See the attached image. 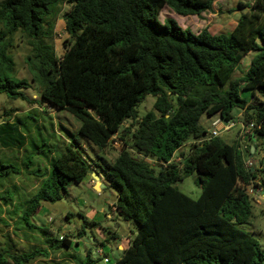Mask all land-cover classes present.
<instances>
[{
  "label": "trees",
  "instance_id": "16d2710c",
  "mask_svg": "<svg viewBox=\"0 0 264 264\" xmlns=\"http://www.w3.org/2000/svg\"><path fill=\"white\" fill-rule=\"evenodd\" d=\"M63 2L70 9L61 16L67 39L58 56L53 31ZM213 2L0 0V94L27 101L23 91L35 84L36 102L70 113L86 144L104 150L119 137L121 149L112 161L100 158V173L116 191V212L137 230L114 264H264L258 239L239 227L253 218L247 188L264 190V179L255 182L256 170L245 165L254 152L235 139H208L200 121L203 115L232 119V110H240L243 121L262 123L251 145L264 139V0L238 2V18L225 32L195 34L174 18L159 21L163 7L200 16ZM17 32L29 39V80L16 77L9 52ZM248 54L249 64L234 77ZM148 95L153 107L139 117ZM11 112L0 121V147L20 150L26 137ZM126 120L132 122L122 128ZM83 151L79 140L67 139L50 170L28 171L41 180L24 211L37 212L43 201L59 200L70 183L83 181L94 166ZM0 170L20 173L16 165ZM188 176L201 187L196 199L175 186ZM67 235H60L63 246L78 243ZM43 250L9 253V259L0 252V264H23Z\"/></svg>",
  "mask_w": 264,
  "mask_h": 264
},
{
  "label": "rangeland",
  "instance_id": "374dc122",
  "mask_svg": "<svg viewBox=\"0 0 264 264\" xmlns=\"http://www.w3.org/2000/svg\"><path fill=\"white\" fill-rule=\"evenodd\" d=\"M249 1L214 0L212 10L200 16H182L168 7H163L159 14V21L163 22L167 17L174 18L181 28H188L195 34L203 28H207L212 34L225 32L233 27L238 18L239 11H233L237 8L238 2ZM59 8L53 31V44L58 56L63 52V43L67 39L61 16L70 9V5L63 2ZM11 44L9 52L15 63V75L29 80L31 74L25 61L26 55L30 53L29 39L17 32L12 36ZM244 64L245 61L239 64L240 67L236 69L234 77L240 76V71L247 67ZM38 92L39 88L35 84L24 90L27 101L9 99L5 94H0V121L7 116L6 111L12 110L11 117L22 122L23 129H20L26 137V143L20 150L0 147V164L16 165L20 168L19 174L9 172L5 175L2 174L3 170H0V252L3 253L2 257L9 259V253L21 254L45 249L37 255L36 259H30L23 264H114L120 257L121 250L128 246L129 237L137 230V225L132 221L124 220L114 211L112 205L116 199V191L109 187L106 181L101 190L98 184L92 188L84 179L80 183H70L59 200L43 201L35 213L29 214L24 211L25 201L38 190L41 180L29 174L28 171L35 170L41 174L50 170L52 157L57 155L58 149L62 148L63 142L67 139L79 140L86 158L94 164L92 173L99 175L102 166L100 158L112 161L122 147L116 135L112 137V145L104 150H99L92 144H86L77 133V120L63 109H55L47 103L36 102L39 100ZM248 95L249 93L245 92L241 94L242 97H248ZM259 98L264 101V98ZM153 102L154 97L148 95L139 104L137 107L139 117L152 109ZM238 116H241V112L233 109L232 120L234 119L237 125L230 132L221 135L227 143H232L235 139L239 126ZM200 121L205 128L210 125L209 118L204 115ZM131 122L126 120L122 128L130 126ZM134 128L135 126L131 127V130ZM256 145L262 148L256 151L255 156L262 159L264 163V139L257 141ZM174 159L179 162L177 161L178 153ZM28 160L30 167L27 169L25 162ZM175 186L193 199H196L201 192V187L195 183L194 176L177 181ZM249 189L247 193L253 206V218L244 224H239V227L257 238L260 246L264 248V198L260 197V190L257 187ZM66 233L69 234L67 237H70L72 242L78 243L69 247L63 246L60 235ZM119 239L122 240L120 241L121 250L117 248ZM99 249L103 253H99ZM88 251L91 258L87 256Z\"/></svg>",
  "mask_w": 264,
  "mask_h": 264
},
{
  "label": "built area",
  "instance_id": "2783aa9c",
  "mask_svg": "<svg viewBox=\"0 0 264 264\" xmlns=\"http://www.w3.org/2000/svg\"><path fill=\"white\" fill-rule=\"evenodd\" d=\"M233 122L231 121H224L222 119L216 118L212 121L211 128L208 131V136H217L221 134L224 131H228L232 126ZM262 123L258 122H249V123H241L240 125V138H241V144L243 147H245V140L248 136L252 135L257 130L261 129ZM244 143V144H243ZM251 164L250 161L246 162V165L249 166Z\"/></svg>",
  "mask_w": 264,
  "mask_h": 264
},
{
  "label": "crops",
  "instance_id": "0c3cea01",
  "mask_svg": "<svg viewBox=\"0 0 264 264\" xmlns=\"http://www.w3.org/2000/svg\"><path fill=\"white\" fill-rule=\"evenodd\" d=\"M250 57H251V54H248L247 56H245L242 60H241V63H243L245 61V64L244 66H247L248 63H249V60H250ZM262 146H257L256 145V148H253L252 150L254 151V155L251 159L252 161V164H253V167H252V171L253 170H256V178H255V182H259L261 179H263V176H264V163L262 161V159L260 160L259 157H256L255 154H256V151H259L261 150ZM94 174L91 173V174H88L87 177L84 178V181L90 185L92 188H94L95 185H97V181L96 179L94 178L93 176ZM99 182H101L102 184H104V178L101 176L100 174V178H99ZM100 187V186H99ZM102 187H100V190H101ZM260 190V197L261 198H264V191L262 189H258ZM120 241H122L121 239L118 240V245H117V248L119 250H121V247H120Z\"/></svg>",
  "mask_w": 264,
  "mask_h": 264
},
{
  "label": "clouds",
  "instance_id": "9594fccd",
  "mask_svg": "<svg viewBox=\"0 0 264 264\" xmlns=\"http://www.w3.org/2000/svg\"><path fill=\"white\" fill-rule=\"evenodd\" d=\"M249 64V63H248ZM248 98V97H247ZM250 100V99H249ZM240 111V110H239ZM241 112V111H240ZM239 118V121H238V124H239V126H238V129L236 130V136H235V140H237V142L239 143V146H240V149L241 150H245V148L246 147H249L250 148V151H251V153H253L254 151L253 150H251V149H253L254 147L252 146V145H250L251 143H250V141H249V138H252V136H254L255 134H256V132L258 131H256V132H254L252 135H250V136H248L247 138H246V140H245V147H243V145L241 144V138H240V134H239V132H240V125H241V123H243V124H245V123H249V122H255V123H258V122H260V121H254V120H251V121H248V122H245V121H243L242 120V118H241V116H238ZM216 118H219V119H222V120H224V121H231V122H233V126L228 130V131H224V132H222L221 134H219V135H217V136H208V131L210 130V128H211V124H212V121L214 120V119H216ZM209 122H210V125L207 127V132H206V135H205V137H207L208 139H210V138H214V137H220L221 138V135L222 134H225V133H228V132H230L231 131V129L232 128H234L236 125H237V122L235 123V121H234V119L232 120V119H228V120H225V119H223V118H221L220 116H213V117H210L209 118ZM260 130V129H259ZM207 139V140H208ZM257 141H255V143H256ZM254 155V154H253ZM253 155L252 154H248L247 155V157H246V159H245V165H246V162H248V161H250L251 162V164L249 165V166H247L246 165V167L247 168H250V170L252 171V167H253V164H252V161H251V159H252V157H253ZM177 161H179V158H178V160ZM91 172H93V171H91ZM98 174V173H97ZM98 176H99V178H100V175L98 174ZM102 176V175H101ZM103 177V176H102ZM253 186H250V187H248L247 188V190L249 189V188H251V189H253L252 188ZM258 189H261V188H258ZM248 191H250V189L248 190ZM264 191V190H263ZM253 195V194H252ZM112 207H113V209H114V211H116L115 210V207L112 205ZM98 252L99 253H103V251L102 250H98Z\"/></svg>",
  "mask_w": 264,
  "mask_h": 264
},
{
  "label": "water",
  "instance_id": "95a60500",
  "mask_svg": "<svg viewBox=\"0 0 264 264\" xmlns=\"http://www.w3.org/2000/svg\"><path fill=\"white\" fill-rule=\"evenodd\" d=\"M251 150H252V149H251ZM88 173L91 174V173H92L91 170H88ZM93 174H94V173H93ZM93 176H94V178L96 179L97 184H98L100 187H103L104 184H102L101 182H99V176H98V174H94ZM94 188H95V186H94Z\"/></svg>",
  "mask_w": 264,
  "mask_h": 264
}]
</instances>
